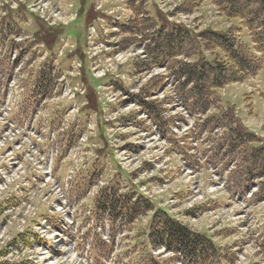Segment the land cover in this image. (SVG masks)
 <instances>
[{
	"label": "rangeland",
	"instance_id": "rangeland-1",
	"mask_svg": "<svg viewBox=\"0 0 264 264\" xmlns=\"http://www.w3.org/2000/svg\"><path fill=\"white\" fill-rule=\"evenodd\" d=\"M156 1L159 6L153 0H74L69 13L75 14V21L55 27L59 33L50 38L56 36L52 49L44 50L50 60L56 58L60 37L73 43L74 52L47 62L56 76L74 64L67 82H62L64 77L59 81L61 75L54 79L44 100L31 95V76L46 63L36 60L43 51L36 46L19 73L22 85H0V106L5 94H11L10 122L31 118L38 109L33 127L50 126L56 149L50 178L42 160L45 145L38 147V155L31 149V136L29 143L8 132L0 108V261L264 264V198L257 187L264 181L262 152L260 161L249 152V147L264 144V67L243 82L216 89L210 108L191 116L190 102L185 101L190 87L181 91L174 67L199 62L201 54L207 61L218 54L202 52L194 35L232 29L252 48L249 33L240 20L226 18L210 0ZM55 3L52 0L47 11L58 24L66 22L58 10L67 14L64 0ZM95 7L102 9L95 12ZM105 9L121 14L126 27L117 25V37L110 39L116 47L91 60L96 51L88 48L86 55L83 46L88 18ZM11 16L23 36H35L39 25L45 31L28 11ZM176 21L188 25L194 39L182 42L181 55L176 43L173 52L165 43V33L182 27ZM8 66L7 56L0 58V76L8 75ZM95 67L105 73L104 79L90 75ZM228 116L239 125L230 124ZM235 127L252 134L244 136L241 146L229 139ZM184 162L191 174L183 169ZM139 186L152 195L147 200L152 210L129 222L122 207L141 197ZM159 210L209 239L222 259L210 252L185 259L158 243L151 249L150 220Z\"/></svg>",
	"mask_w": 264,
	"mask_h": 264
},
{
	"label": "trees",
	"instance_id": "trees-1",
	"mask_svg": "<svg viewBox=\"0 0 264 264\" xmlns=\"http://www.w3.org/2000/svg\"><path fill=\"white\" fill-rule=\"evenodd\" d=\"M210 1L226 18L240 20V26H244L248 30L252 48L242 44L232 29L225 32L208 29L198 35H194L202 52L217 51L218 54L214 55L212 53L213 58H211V61H207L201 54L200 57L202 58L199 62L193 64L177 63L174 67V74L178 78L177 80H182L181 91L183 92L190 87L185 92L187 95L185 101L190 102L189 105L187 104V110L191 116L200 115L210 108V100L213 99V92L216 89L231 83L243 82L253 77L261 67H264V0H245L244 2H239L238 0ZM58 33L59 31L54 29H47L40 33V38L49 46ZM54 35L56 36L50 39ZM165 36H167L165 43L167 40L170 52L176 51L173 48L175 43L177 45L176 48L179 49L183 41V44L190 43L189 40L194 41L193 37L190 39V36H193L191 31L176 26L169 35ZM47 38L50 39L49 44L46 41ZM182 53L183 51L180 48L177 55ZM157 57L160 60L163 56L158 53ZM50 81L51 85H49L48 73L41 75L35 89L39 90L42 96H45L46 90L49 87H53L52 80L50 79ZM228 117L230 124L239 125L231 119L232 116ZM235 129L237 131L234 134H232V131L229 132L231 135L229 139L234 145L240 143L241 146L244 136H252L246 130L238 129L237 127ZM249 152L255 161L261 158L263 173H261L260 178H264V144L259 149L249 147ZM260 152H262V155H260ZM259 155L261 156L260 158ZM258 186L262 190V193H258V195L263 199L264 181ZM255 196H257V192ZM151 210L149 202L142 198H138L135 201L131 198L127 203L124 202L122 207V211L129 222L135 221ZM149 228V241L152 245L158 243L175 254L181 252L185 259H196V256L200 259L203 254L208 252L213 256H220L221 258H219L222 259L221 253L209 239L181 225L164 211L159 210L153 215ZM0 264L9 263L0 261ZM16 264L32 263L23 260Z\"/></svg>",
	"mask_w": 264,
	"mask_h": 264
},
{
	"label": "built area",
	"instance_id": "built-area-1",
	"mask_svg": "<svg viewBox=\"0 0 264 264\" xmlns=\"http://www.w3.org/2000/svg\"><path fill=\"white\" fill-rule=\"evenodd\" d=\"M52 0H37L35 2V5H33V10L39 12L40 14H43L47 8L50 6ZM10 133H13L15 135L18 134V131H11L9 128H7Z\"/></svg>",
	"mask_w": 264,
	"mask_h": 264
}]
</instances>
